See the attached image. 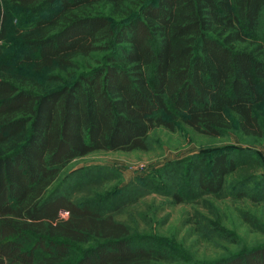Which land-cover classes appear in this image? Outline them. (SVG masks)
Returning <instances> with one entry per match:
<instances>
[{
  "label": "trees",
  "instance_id": "1",
  "mask_svg": "<svg viewBox=\"0 0 264 264\" xmlns=\"http://www.w3.org/2000/svg\"><path fill=\"white\" fill-rule=\"evenodd\" d=\"M11 8L46 17L11 30ZM261 13L264 0H0V264L169 258L157 240L131 235L96 202L70 199L58 177L73 158L144 150L152 129L173 131L177 123L210 137L234 128L259 141ZM10 30L22 66L3 54ZM31 73L59 85L33 87ZM261 168L250 150L215 152L189 178L199 196H220L230 176L233 198L264 201V172L245 191ZM236 212L260 227L247 211ZM199 218L193 222L202 229ZM193 264H264V243Z\"/></svg>",
  "mask_w": 264,
  "mask_h": 264
},
{
  "label": "rangeland",
  "instance_id": "2",
  "mask_svg": "<svg viewBox=\"0 0 264 264\" xmlns=\"http://www.w3.org/2000/svg\"><path fill=\"white\" fill-rule=\"evenodd\" d=\"M7 12L11 30L46 17V12L31 13L20 8ZM11 30L3 54L9 53L12 63L22 66L26 63L20 59L21 49L17 52L19 39ZM257 32L264 35V13L259 16ZM91 56L97 58L99 54ZM86 60L94 64L91 58ZM78 64L83 69L82 61ZM31 74L37 85L33 87L59 85L55 81L44 82L39 74ZM239 149L252 151L263 165L246 186L248 193L250 187L260 185L259 176L264 172V135L253 142L240 137L232 128L221 136L210 137L178 123L173 131L162 127L152 129L144 150H95L73 158L62 169L57 183L72 200L96 202L103 213L126 224L131 235L157 240L169 258L150 264L210 261L264 243V201L259 196L256 195L255 201L248 196L233 198L229 193L236 192L237 187L230 184V176L220 196H199L189 178L191 168L208 165L213 153L230 154ZM236 209L250 213L260 227L245 224ZM196 217L202 229L193 222Z\"/></svg>",
  "mask_w": 264,
  "mask_h": 264
}]
</instances>
